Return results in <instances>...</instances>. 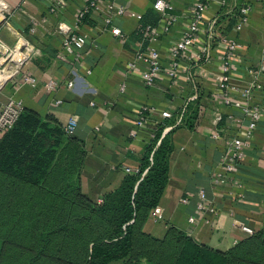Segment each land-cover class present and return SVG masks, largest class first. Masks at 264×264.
Returning a JSON list of instances; mask_svg holds the SVG:
<instances>
[{
  "label": "crops",
  "instance_id": "crops-1",
  "mask_svg": "<svg viewBox=\"0 0 264 264\" xmlns=\"http://www.w3.org/2000/svg\"><path fill=\"white\" fill-rule=\"evenodd\" d=\"M144 14L152 8L153 0H114ZM87 0H66L58 11L48 10L45 0H0V39L8 46L25 39L32 54L24 62L20 73L0 89V105L12 97L22 100L24 107L40 115H52L63 126L69 117L77 118L73 137L83 150L79 167L82 194L93 200L116 189L127 172L124 167L137 168L154 132L163 120L162 110H169L171 124L182 115V124L171 134L172 152L169 155L168 178L159 199L162 219L155 220L151 210L141 224L143 232L162 239L169 226H174L199 244L227 250L239 240L264 229V112L248 141L243 159L238 163L234 179L243 187L231 184L213 186L212 175L220 169L225 151V136L237 129L228 115L243 117L239 108L225 105L219 91L220 57L223 43L218 39L236 38L241 47L232 61L229 85L243 88L259 72L258 82L264 85V6L254 1L248 22L239 31L234 29L242 0H228L222 9L211 7L207 17L218 11L213 34L211 58L193 68L195 82L185 75L169 78L165 70L169 64L172 45L186 29L193 0H171L174 7L169 13L178 21L169 32L146 41L135 35L139 20L130 16L116 17L114 24L123 36L113 35L90 17L74 28L77 10ZM217 5V2H213ZM153 9V8H152ZM154 11H156L154 9ZM157 12V11H156ZM158 13V12H157ZM160 15V14H159ZM161 18V15H160ZM159 18V20H160ZM208 23L204 27H208ZM65 26L79 38L73 53L62 49L63 34L58 27ZM203 39L202 35L200 36ZM158 47L162 69L153 86H145L141 72L146 68L138 61L134 70L127 62L134 59L137 50ZM18 46H22L19 42ZM25 54L18 49L13 63L7 65L1 82L19 67ZM90 73H87V70ZM250 70L254 72H250ZM36 79V84L23 82V75ZM53 81L52 88L46 83ZM72 81V86L68 82ZM125 90L121 91V84ZM236 101L237 94L230 92ZM60 100L59 104H55ZM151 107L142 127L136 126L140 107ZM225 131L219 139L211 137L215 116ZM247 119H243V125ZM166 132V131H164ZM203 189L206 203L213 208L198 209V191ZM241 191V196L237 193ZM187 197L188 204L181 198ZM194 216V223L188 222Z\"/></svg>",
  "mask_w": 264,
  "mask_h": 264
},
{
  "label": "trees",
  "instance_id": "trees-1",
  "mask_svg": "<svg viewBox=\"0 0 264 264\" xmlns=\"http://www.w3.org/2000/svg\"><path fill=\"white\" fill-rule=\"evenodd\" d=\"M242 1L243 5L255 0ZM260 2L264 6V0ZM89 17L90 13L85 14L83 21ZM159 18V13L152 8L142 14L135 32L137 38H146L147 41L146 27L156 26ZM171 122L172 119L168 118L161 121L139 160L138 171L127 173L116 189L97 201L80 191L79 167L83 150L75 144L73 135L65 134L63 126L52 115L42 116L24 107L15 125L0 133V202H10L13 199L11 193L40 184L31 192L33 203L40 201L38 194L47 195V200L57 206L63 205L61 208L67 213L52 224L51 234L45 235L53 236L55 241L50 237L43 238L42 244L37 242L40 245L37 248L29 245L27 248L16 242L3 244L28 249L37 256L31 259V264L38 257L60 264H264V229L239 240L228 250L199 244L174 226L168 227L162 239L142 231L140 223L158 204L167 182L168 160L173 148L171 134L176 126L166 132L163 130ZM69 145L74 146L70 154L66 152ZM61 163L64 165V171H60L61 188L52 190L44 182L58 165L61 170ZM5 188L16 189V192ZM79 209L87 212L79 215ZM75 217L80 218L83 225L91 223V227L97 230L95 237L82 239L81 244H72L76 238L73 226L80 221ZM40 220L37 228L43 232L46 222ZM28 222L30 225L25 226L15 219L4 225L13 237L35 225L33 220ZM100 228L106 233L102 234ZM77 232L80 236L81 230ZM28 243L32 245L31 241ZM46 248L48 252L44 251ZM2 252L4 254V246Z\"/></svg>",
  "mask_w": 264,
  "mask_h": 264
},
{
  "label": "built area",
  "instance_id": "built-area-1",
  "mask_svg": "<svg viewBox=\"0 0 264 264\" xmlns=\"http://www.w3.org/2000/svg\"><path fill=\"white\" fill-rule=\"evenodd\" d=\"M48 4V10L51 12L58 11L61 7L66 5V0H45ZM131 2L132 0H126ZM258 1V0H255ZM217 2V5L213 4ZM24 3V0H23ZM193 7L189 16V21L186 29L183 31L182 36L174 42L170 51L169 64L165 70L166 75L174 79L179 75H185V79L192 83L195 82L193 68L197 67V64L207 62L211 58V48L213 43V34L217 32L215 25L218 20V11L214 12L212 16L207 17V10L211 7L215 9L224 8L228 0H193ZM253 2H247L241 5L238 9V16L234 23V29L239 31L248 22L249 13L252 8ZM174 7L171 0H153L152 8L155 9L161 18L154 27L147 26L146 30L149 33L148 41L156 38L161 33H167L170 31L172 26L178 21V16L169 13ZM1 11V10H0ZM90 13V18L95 21L99 26L110 30V32L118 37L123 36L122 30L114 24L116 17L130 16L136 20H140L142 17L141 13H138L126 6L123 3H117L114 0H87V2L80 6L77 10L76 18L74 21V28H77L82 22L85 14ZM208 23V27L205 28L204 24ZM59 32L63 34L61 42L62 49L64 52L73 53V45L79 41L78 36L69 28L65 26L58 27ZM218 33V32H217ZM203 39H201V36ZM219 42L223 43L222 56L220 57V68L221 73L219 74V91L224 95L222 102L225 105L239 108L243 114V117H237L233 114H229L228 118L232 123H235L237 129L230 132L225 136V151L220 160V169L217 170L211 177L213 186H221L224 184H231L237 186L240 189L243 187L241 182H237L234 179V174L238 163L243 159L245 149L248 146V141L241 136L238 132L242 131L246 138H250L253 131L256 129L258 122L264 112V85L258 82L259 72H255L254 78L243 88L229 85V79L231 77V71L233 69L232 61L235 59L237 50L241 47V43L236 38H225L218 39ZM19 42L22 46H18ZM25 47L29 50L20 63L19 67L16 68L15 72L8 78L1 82L0 89L3 88L5 83L12 77L20 73L21 67L25 61L31 56L33 50L30 44L25 40H19L12 46L6 45L0 39V74L3 75L7 65L13 63V57L16 50H20L21 53L26 52ZM74 54V53H73ZM78 54H74L76 58ZM138 61H144L146 68L141 72L142 81L145 86H153L156 82V78L162 69V59L160 51L156 46H149L147 50H137L133 60L127 62V69L134 70L137 66ZM264 72V68H261ZM250 72H254L250 70ZM90 73V70H87ZM23 82L36 84V79L30 75L22 76ZM53 81L46 83V88H52L54 86ZM72 81L68 82V86H72ZM120 90H125V84H121ZM230 92L237 94V100L234 101L230 97ZM61 101L56 100L55 104H59ZM24 108L22 100L15 98H8L4 103L0 105V133L11 129L16 121L18 120L22 110ZM151 107L142 106L137 112L136 126L142 127L144 122L147 120V112L151 111ZM161 118H170L172 113L169 110H162ZM247 119V123L243 125V119ZM221 117L216 115L213 124V132L211 137L219 139L222 133L225 131L224 126L220 125ZM182 124V115L178 114V118L173 124L166 125L163 131H168L171 128ZM77 127V118L71 116L67 122L63 125V130L67 135H73ZM127 173L137 172V168L124 167ZM239 191L237 196L242 194ZM198 197L200 199L197 204L198 209L209 208L213 210L205 201L206 194L203 189L198 191ZM101 199L97 200L100 201ZM183 204H188L189 199L187 197L181 198ZM151 215L155 220L162 219V212L158 205L151 210ZM188 222L194 223L195 217L188 216Z\"/></svg>",
  "mask_w": 264,
  "mask_h": 264
},
{
  "label": "rangeland",
  "instance_id": "rangeland-1",
  "mask_svg": "<svg viewBox=\"0 0 264 264\" xmlns=\"http://www.w3.org/2000/svg\"><path fill=\"white\" fill-rule=\"evenodd\" d=\"M73 148H74L73 145H69L67 147L66 152L68 154L72 153ZM62 164L63 163H61V165ZM60 171L61 173L62 171H64V165H62L61 170L58 165L55 171L52 172L51 177L46 179L44 182L46 184L48 183L49 184L48 187L51 186L52 190H60L61 188L60 187L61 185ZM38 186H40V184L33 185L31 188L30 187L24 188V191H22L21 189V192H19L20 194L14 193L16 192L15 191L16 189H13V188L6 189L5 188V190H10V192H13L14 194L11 193L10 197H12L13 199L10 202H2V201L0 202V261L2 264H31V259L34 256H36L32 252L30 253L28 249L3 244V242H16L27 248H29V246L37 248L40 246L38 245L39 241L41 244L43 243L42 242L44 241L43 238L50 237L52 238L53 241H55L53 236L51 235L45 236V235L48 234V232L49 234H51L52 224L56 221H60L62 219L61 215L63 214L65 215L67 212L61 208L63 205L57 206V204L51 203L49 200H47V195H43V194L37 195L40 201H38L37 204H34L32 201L31 192L34 191V189ZM44 187L46 189L48 188L45 185ZM78 212H79V215H81L87 212V210L79 209ZM15 219H19V222L21 223V225L26 224L25 226L30 225V222H28V220H33L35 225L32 228L27 229L25 233L18 232L19 236L11 237L8 227L5 226L4 224L7 222H10L11 224L12 220H15ZM95 219H98V217L95 216ZM38 220H40L41 222H46L44 224V229H43L45 231L42 232L41 230H38L39 229L37 228ZM75 220H78V221L80 220V221L75 223L73 226V229L75 230L74 234L76 233V236H75L76 238L72 240V244H75V243L81 244L82 239L90 240L91 238L95 237V235L97 234V230H95L93 226L91 227L92 225L91 223H87L86 225H83V223H81V219L78 217H75ZM77 230H81L80 236H78L79 232H77ZM99 230L102 234L106 233V232H102V228H100ZM29 240L31 241L32 245L28 243L30 242ZM34 240H36V242ZM3 246H4V254L3 252L1 254V249ZM44 251L48 252V249L46 248ZM48 255H51V254H48ZM33 263L34 264H60L50 259H46L42 257H38ZM113 264H118V263H113Z\"/></svg>",
  "mask_w": 264,
  "mask_h": 264
}]
</instances>
